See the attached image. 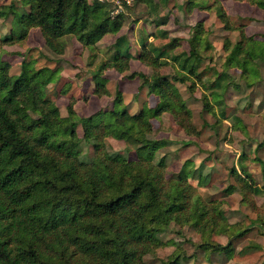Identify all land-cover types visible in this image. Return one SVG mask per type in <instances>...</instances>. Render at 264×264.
<instances>
[{"label":"trees","instance_id":"trees-1","mask_svg":"<svg viewBox=\"0 0 264 264\" xmlns=\"http://www.w3.org/2000/svg\"><path fill=\"white\" fill-rule=\"evenodd\" d=\"M249 1L264 9V0ZM136 2L150 12L158 9L154 0ZM186 6L189 10L215 8L225 28H234L219 0L215 4L188 0ZM9 16H13V27L9 36L0 37L2 44L24 40L30 29L38 28L55 54L65 52L69 37L91 49L105 35H115L112 56L100 61L92 74L94 94L111 95L104 72H127L136 59L152 72L132 71L127 77H139L141 86L147 85L158 99L155 105L146 100L139 111L131 112L118 90L112 108L92 118L79 116L71 98L64 116L46 91L57 78L58 68L37 67L35 61L25 59L20 72L13 74L11 63L0 61V264H147L144 256L167 244L158 233L172 222L194 226L204 239L202 247L231 252L233 239L242 233L240 227L228 222L220 202L198 193L188 179L189 163L167 177L165 158L154 160L158 141L143 137L153 131L152 119L163 112L171 113L187 134H199L176 84L192 79L189 89L193 92V77L200 79L204 73V55L212 45L203 23L194 26L189 49L172 53L167 48L172 49L174 41L162 47L147 39L140 40L141 47L133 51L128 35L120 34L122 13L111 14L102 0L0 3V18ZM261 37L247 34L240 25V38L232 43L225 40V70L217 72L208 87L218 101L235 84L229 68L241 70L248 84L257 80V59L264 60V34ZM171 59L179 68L164 73L162 68ZM211 108L206 101L204 110ZM78 126L95 147L91 161L80 156ZM109 136L127 141L137 158L107 153L105 138ZM234 172L243 188L258 192L244 167L241 173ZM252 206L258 208L255 203ZM255 222L264 225L262 213ZM214 233L227 234L229 242L211 240ZM180 259L175 254L166 264H180Z\"/></svg>","mask_w":264,"mask_h":264},{"label":"rangeland","instance_id":"rangeland-1","mask_svg":"<svg viewBox=\"0 0 264 264\" xmlns=\"http://www.w3.org/2000/svg\"><path fill=\"white\" fill-rule=\"evenodd\" d=\"M12 0H0L9 3ZM111 14L122 13L124 25L120 34H127L133 44V51L139 49L142 39L153 41L158 46H166L174 41L172 53L189 49L188 39L198 22H202L211 42L202 63V77H193L195 91L189 89L193 82L177 83L182 97L191 109L193 124L199 134L189 135L175 123L171 113L163 112L153 118V131L143 135L146 140H157L154 153L157 162L165 158L168 165L167 177L176 174L183 164L189 163L191 170L188 179L198 193L208 200L220 202L228 222L240 227L239 237L232 241V250L215 251L201 246L202 234L192 225L181 226L172 222L168 228L158 233L167 244L147 253V264H166L171 256L179 254L180 264H264V225L257 223L256 217L264 216V60L257 59L258 75L252 84L242 78L241 70L229 68L234 85H230L218 101L208 88L217 72L225 70L227 51L224 42L231 43L240 38V25L247 34L262 39L264 34V9L250 3L249 0H219L230 15L232 29L225 28L215 8L210 10L186 6L188 0H154L158 4L155 12L136 0H103ZM200 4L214 3L216 0H197ZM127 3V4H125ZM13 16L0 18V37L9 36L13 27ZM116 36L105 35L94 48L84 47L76 38H67V47L63 54H55L46 45L38 28L30 29L26 39L17 43L0 42V61L11 63V73L18 74L22 62L35 61L37 67L49 66L57 69V78L46 86V91L58 104L61 113L68 114L71 98H75V109L79 116L96 117L105 109L112 108L118 90L122 94L123 104L131 112L139 111L144 101L151 105L157 102V96L150 94L147 85L141 86L139 77L128 78L132 71H143L148 75L152 69L138 60H132L131 69L120 73L115 70L104 72L107 87L111 95L94 94L95 80L92 76L100 61L113 54ZM219 46V51L217 50ZM179 65L171 59V64L162 68L164 73H173ZM222 92V91H221ZM207 96V99L203 97ZM212 105L211 111L204 110V103ZM222 112L225 113L223 116ZM81 137L80 156L91 161L95 155L93 143L83 138V129L78 126ZM106 151L111 155H122L129 159L137 158L134 147L124 139L106 137ZM231 146L230 150L227 146ZM199 161V163H197ZM243 167L253 176V184L258 192L243 188L236 172ZM234 169V170H233ZM230 187H234L230 189ZM244 192L247 194H244ZM253 203L258 208L253 209ZM233 230V229H232ZM211 240L229 242L224 233H214Z\"/></svg>","mask_w":264,"mask_h":264},{"label":"clouds","instance_id":"clouds-1","mask_svg":"<svg viewBox=\"0 0 264 264\" xmlns=\"http://www.w3.org/2000/svg\"><path fill=\"white\" fill-rule=\"evenodd\" d=\"M217 50L219 51V46H217ZM227 147H228L230 150H232L230 145L227 146ZM197 163H199V161H197Z\"/></svg>","mask_w":264,"mask_h":264},{"label":"crops","instance_id":"crops-1","mask_svg":"<svg viewBox=\"0 0 264 264\" xmlns=\"http://www.w3.org/2000/svg\"><path fill=\"white\" fill-rule=\"evenodd\" d=\"M132 60H136V59H132ZM132 60H131V62H132ZM139 61V60H138ZM142 63V62H141ZM143 64V63H142ZM144 65V64H143Z\"/></svg>","mask_w":264,"mask_h":264},{"label":"built area","instance_id":"built-area-1","mask_svg":"<svg viewBox=\"0 0 264 264\" xmlns=\"http://www.w3.org/2000/svg\"><path fill=\"white\" fill-rule=\"evenodd\" d=\"M103 1V0H102ZM129 2V0H127ZM105 2V1H104Z\"/></svg>","mask_w":264,"mask_h":264}]
</instances>
